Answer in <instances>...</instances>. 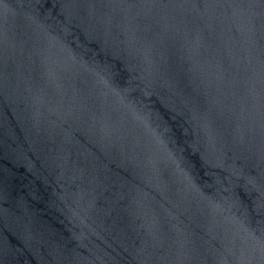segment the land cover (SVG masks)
<instances>
[{"label": "water", "instance_id": "water-1", "mask_svg": "<svg viewBox=\"0 0 264 264\" xmlns=\"http://www.w3.org/2000/svg\"><path fill=\"white\" fill-rule=\"evenodd\" d=\"M0 264H264V0H0Z\"/></svg>", "mask_w": 264, "mask_h": 264}]
</instances>
